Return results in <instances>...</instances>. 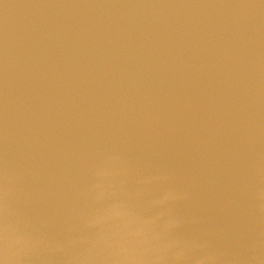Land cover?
<instances>
[{"label":"water","instance_id":"1","mask_svg":"<svg viewBox=\"0 0 264 264\" xmlns=\"http://www.w3.org/2000/svg\"><path fill=\"white\" fill-rule=\"evenodd\" d=\"M0 264H264V0H0Z\"/></svg>","mask_w":264,"mask_h":264}]
</instances>
